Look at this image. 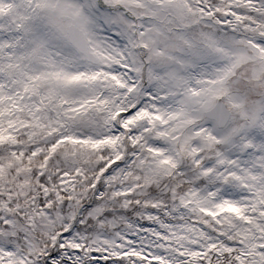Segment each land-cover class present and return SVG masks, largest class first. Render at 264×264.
Wrapping results in <instances>:
<instances>
[{
	"label": "snow or ice",
	"instance_id": "1",
	"mask_svg": "<svg viewBox=\"0 0 264 264\" xmlns=\"http://www.w3.org/2000/svg\"><path fill=\"white\" fill-rule=\"evenodd\" d=\"M0 264H264V0H0Z\"/></svg>",
	"mask_w": 264,
	"mask_h": 264
}]
</instances>
